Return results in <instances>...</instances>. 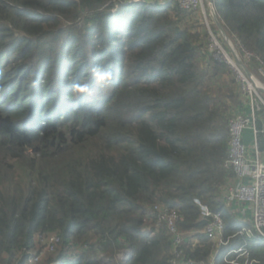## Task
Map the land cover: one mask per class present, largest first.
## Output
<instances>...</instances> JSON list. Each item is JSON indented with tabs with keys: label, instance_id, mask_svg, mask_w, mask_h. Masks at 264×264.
<instances>
[{
	"label": "trees",
	"instance_id": "1",
	"mask_svg": "<svg viewBox=\"0 0 264 264\" xmlns=\"http://www.w3.org/2000/svg\"><path fill=\"white\" fill-rule=\"evenodd\" d=\"M213 2L257 73L264 0ZM190 16L173 3L0 0V264H29L50 235L59 244L39 264H169L155 206L197 232L186 259L264 264V242L245 236L222 198L240 94L220 81L233 73L205 48L206 30L186 26ZM94 67L112 78L98 82ZM260 118L259 130L263 109ZM194 199L224 221L213 259Z\"/></svg>",
	"mask_w": 264,
	"mask_h": 264
},
{
	"label": "built area",
	"instance_id": "2",
	"mask_svg": "<svg viewBox=\"0 0 264 264\" xmlns=\"http://www.w3.org/2000/svg\"><path fill=\"white\" fill-rule=\"evenodd\" d=\"M131 2H141L147 5L173 3L183 12L202 18L207 25V33L212 41V46H209V53L212 58L218 63L229 65L233 73L237 75L238 91L241 98L244 99V106L246 105L245 107L248 108L249 112L237 113L228 125L227 165L231 167L233 175L222 188V198L225 207L231 209L234 214L239 215V220L248 225L243 230L245 236L264 242V148H260V145L264 143H262L264 128L260 130L257 128V122L261 119V107H264V101L259 92L264 93V84H249L248 79L250 80L251 77L248 78L240 71L241 67L232 57L233 52L229 48L224 49L222 46L221 48L219 42L213 36L209 21L215 27L216 22L219 23L213 0H131ZM229 53L232 55L230 56ZM244 56L248 60L251 55L245 53ZM258 72L264 77L263 67L259 68ZM246 131H250L252 136V142L249 145L244 144L243 140ZM193 202L198 207L199 218L206 221L200 234L206 236L215 244L216 250L212 255L213 259L217 253V248L223 244V218L218 213H212L200 200L194 199ZM154 211L157 212L156 226L164 224L172 238V252L174 255L169 264H202L186 259L182 252L184 243L187 241L194 242L197 232L179 231L177 222L180 216L175 211L162 209L161 206H155ZM39 242L41 246L38 248L37 253L28 259L29 264H39L45 256L53 254L59 244V238L50 235L41 238ZM241 252L244 254L242 250L235 251L236 254ZM119 257L124 258L121 255Z\"/></svg>",
	"mask_w": 264,
	"mask_h": 264
},
{
	"label": "rangeland",
	"instance_id": "3",
	"mask_svg": "<svg viewBox=\"0 0 264 264\" xmlns=\"http://www.w3.org/2000/svg\"><path fill=\"white\" fill-rule=\"evenodd\" d=\"M188 28H190V30L192 31H199L202 32L203 28L206 30L207 32V25L204 23V20L198 16H190V21L187 23L186 25ZM209 27L211 28V31L213 33V36L215 37V39H217V41L220 44V47L222 46L224 49H232L233 53L238 56L240 62L242 63V65L244 67H246L248 69V66H246V59L244 55L240 54V51L238 50L237 46L234 44V42L227 36V42L230 44V46L224 41V38L222 37V35L220 34V32L218 31V29L213 25V23L211 21H209ZM208 34V33H207ZM212 46V41L211 38L208 36L207 38V42L205 43V48H207V50L209 51L210 47ZM221 47V48H222ZM204 49V47H203ZM229 55L231 56L232 54L229 53ZM228 68L232 71L231 67L229 65H227ZM250 74H251V79H248V83L249 84H264V77L260 75L259 72L255 73L254 70H252V68L248 69ZM251 70V71H250ZM240 71L241 68H240ZM243 72V71H242ZM233 73V71H232ZM234 81V84H236V92L238 93V88H237V84L238 82L236 81L237 75L233 73V75H229V74H223L222 77L220 78L221 82H226L227 80L231 79ZM214 92V91H213ZM217 92H214L213 94H216ZM260 97L262 98V100L264 101V93L259 92ZM239 100H240V96H239ZM262 109L264 110V107H261V111ZM124 254H121V257H124Z\"/></svg>",
	"mask_w": 264,
	"mask_h": 264
},
{
	"label": "clouds",
	"instance_id": "4",
	"mask_svg": "<svg viewBox=\"0 0 264 264\" xmlns=\"http://www.w3.org/2000/svg\"><path fill=\"white\" fill-rule=\"evenodd\" d=\"M92 71L95 75L96 80L100 83L107 82L112 78V72L110 70L97 71V68L94 67ZM73 88L76 92H85L89 90L87 84H76L73 86Z\"/></svg>",
	"mask_w": 264,
	"mask_h": 264
},
{
	"label": "water",
	"instance_id": "5",
	"mask_svg": "<svg viewBox=\"0 0 264 264\" xmlns=\"http://www.w3.org/2000/svg\"><path fill=\"white\" fill-rule=\"evenodd\" d=\"M216 27H217L218 31L220 32V34L223 35L224 41L230 46V44L227 42V41H228V40H227V36H226V33L224 32L222 26H221L218 22H216ZM231 51H232V49H231ZM232 52H233V51H232ZM232 54H233L232 57L235 59L236 63L241 67L243 73H244L248 78H250V77H251L250 72H249V71H248V70L242 65V63L240 62L238 56H236L234 53H232Z\"/></svg>",
	"mask_w": 264,
	"mask_h": 264
},
{
	"label": "crops",
	"instance_id": "6",
	"mask_svg": "<svg viewBox=\"0 0 264 264\" xmlns=\"http://www.w3.org/2000/svg\"><path fill=\"white\" fill-rule=\"evenodd\" d=\"M240 101H241V103H242V107H243V109H244V113H248L249 112V110H248V108L247 107H245L244 106V99L243 98H240ZM243 140H244V144H246V145H249L251 142H252V136H251V133H250V131H246L245 133H244V135H243ZM263 146V145H262ZM261 147V146H260ZM264 147V146H263ZM232 213L234 214V212L232 211ZM235 216H236V219L239 221V222H241L239 219H240V216L239 215H236V214H234Z\"/></svg>",
	"mask_w": 264,
	"mask_h": 264
}]
</instances>
